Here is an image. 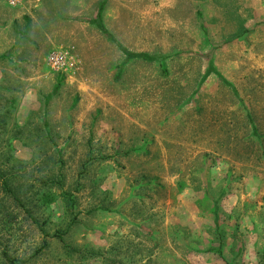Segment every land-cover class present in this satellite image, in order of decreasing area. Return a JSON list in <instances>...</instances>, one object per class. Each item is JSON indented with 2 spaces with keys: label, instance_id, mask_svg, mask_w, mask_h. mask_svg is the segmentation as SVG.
Returning <instances> with one entry per match:
<instances>
[{
  "label": "rangeland",
  "instance_id": "1",
  "mask_svg": "<svg viewBox=\"0 0 264 264\" xmlns=\"http://www.w3.org/2000/svg\"><path fill=\"white\" fill-rule=\"evenodd\" d=\"M0 73V263L264 264V0H0Z\"/></svg>",
  "mask_w": 264,
  "mask_h": 264
},
{
  "label": "trees",
  "instance_id": "2",
  "mask_svg": "<svg viewBox=\"0 0 264 264\" xmlns=\"http://www.w3.org/2000/svg\"><path fill=\"white\" fill-rule=\"evenodd\" d=\"M102 6H103V4H100L98 12L96 14V17L94 19H92L91 22L96 24V26L105 35L110 37V39L114 40L113 37L109 34L108 30L102 24V20H101ZM115 42H116L117 46L124 52L126 60H129L132 58H142V59H149L150 60L152 58L147 53L128 51L120 43H118V41H115ZM161 64H162V67H165V64L163 62V57H161ZM163 70H166V69L163 68ZM209 73H210V69L208 68L206 70V72L203 74V76L205 77ZM56 78H57V85H55V87H54L55 91L57 90L59 83H61L63 81L64 75L62 73H57ZM227 84H229V83H227ZM6 122H7V115L4 113L0 114V128H5ZM16 131L21 132V128L16 127ZM14 138L21 139L17 135H14ZM5 143L7 146L10 144L9 141H6ZM11 159H12V156H10L7 152H4V154L2 153V155H0V190L3 193L2 196H5L3 198H10L15 204L24 206L25 202L30 203L32 200L33 195H28L29 192L31 191V187L30 186H24L23 183H20V182L16 183L14 180L15 179L14 175L10 176V175H7L4 173L5 170L3 169V167H7V166L12 167L13 166V165H9V161ZM2 165H3V167H1ZM49 181L51 182V180H49ZM55 235L58 238L61 237V235L59 233H55ZM3 256H4L5 260L8 261L9 264H20L21 262L25 263V262L30 261L29 259H19L16 257H11L6 251H3ZM0 264H3V263H0Z\"/></svg>",
  "mask_w": 264,
  "mask_h": 264
},
{
  "label": "built area",
  "instance_id": "3",
  "mask_svg": "<svg viewBox=\"0 0 264 264\" xmlns=\"http://www.w3.org/2000/svg\"><path fill=\"white\" fill-rule=\"evenodd\" d=\"M10 6H18L26 0H4ZM39 0H33L37 2ZM47 65L55 72L68 73L76 67L77 61L68 49L53 48L46 56Z\"/></svg>",
  "mask_w": 264,
  "mask_h": 264
},
{
  "label": "crops",
  "instance_id": "4",
  "mask_svg": "<svg viewBox=\"0 0 264 264\" xmlns=\"http://www.w3.org/2000/svg\"><path fill=\"white\" fill-rule=\"evenodd\" d=\"M0 75H1V73H0Z\"/></svg>",
  "mask_w": 264,
  "mask_h": 264
}]
</instances>
